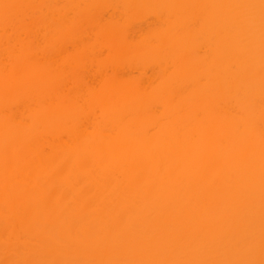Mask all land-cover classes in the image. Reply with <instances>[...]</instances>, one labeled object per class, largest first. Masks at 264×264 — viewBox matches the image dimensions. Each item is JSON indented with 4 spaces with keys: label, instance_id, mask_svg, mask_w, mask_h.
I'll return each mask as SVG.
<instances>
[{
    "label": "bare ground",
    "instance_id": "1",
    "mask_svg": "<svg viewBox=\"0 0 264 264\" xmlns=\"http://www.w3.org/2000/svg\"><path fill=\"white\" fill-rule=\"evenodd\" d=\"M0 264H264V0H0Z\"/></svg>",
    "mask_w": 264,
    "mask_h": 264
}]
</instances>
